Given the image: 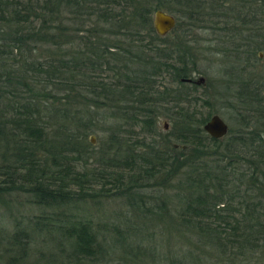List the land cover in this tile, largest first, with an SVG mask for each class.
I'll use <instances>...</instances> for the list:
<instances>
[{
	"label": "trees",
	"instance_id": "16d2710c",
	"mask_svg": "<svg viewBox=\"0 0 264 264\" xmlns=\"http://www.w3.org/2000/svg\"><path fill=\"white\" fill-rule=\"evenodd\" d=\"M156 10L210 38L158 48ZM201 56L221 59L220 140L186 98ZM262 60L264 0H0V264L38 246L56 264H264ZM165 77L180 95L163 99ZM161 107L173 135L155 141ZM124 195L126 229L83 207ZM24 202L38 215L7 206Z\"/></svg>",
	"mask_w": 264,
	"mask_h": 264
},
{
	"label": "rangeland",
	"instance_id": "374dc122",
	"mask_svg": "<svg viewBox=\"0 0 264 264\" xmlns=\"http://www.w3.org/2000/svg\"><path fill=\"white\" fill-rule=\"evenodd\" d=\"M183 30L185 35H181V33H183ZM172 31L161 40L156 41L155 45H158V48H166L167 50L172 51V47H174V45L179 41L185 42L186 40L192 42V40H196L198 42H201L203 38H210V36L206 32H203L202 34H200V30L190 32L185 26L180 29L178 28L175 32ZM142 35L146 36L144 32H142ZM147 44V40H144L143 45L146 46ZM165 53H168V51H165ZM260 58H263L262 54L260 55ZM260 65H264V60H262V63H260ZM198 69L200 73H196L193 76L198 81H191L192 83H195L194 85L196 86H193V84L190 85L189 83V85H187V87H189L186 90V98H189V100H187L190 101V103H194L196 101L195 107L198 108L200 106L198 108L200 116H205L208 111H212L213 114L217 113V115H219L227 123L228 127L231 128L233 123L226 118L227 113L225 105L227 97L223 92L224 89H222L221 85V59H218L216 57L213 58L209 56H201L198 63ZM260 69H262V67L259 68V70ZM107 75L108 73L103 74V77H108ZM164 89H167L168 92H163V99H172V97L180 95L179 91H177V87L171 84L166 77L160 79L159 87H157L158 91H163ZM187 100L184 101L187 102ZM206 102H209L211 106L207 107L206 105H204ZM156 111L157 112H155L156 119L154 128L155 135L151 137L149 136V139H155V141H161L163 137L171 139L173 135V125L171 119L169 118V112L166 108L163 107H161L160 110ZM144 133L147 134V130H145ZM108 135L109 133L104 129H95L88 133L87 141L89 140L91 143V157L90 159H88L90 168L96 167L97 163H95L94 157L98 156V153L101 151L103 145L109 139ZM126 137H124L123 139H126ZM139 137L141 138L142 136ZM135 138L137 139V136L133 137L132 141H136ZM102 185L105 186V189H111V184L101 183L100 186ZM100 186H94L95 188H93L92 191L98 192ZM101 199L102 200L100 203L95 204L91 201H88L87 204L83 206L85 212L90 213V216L93 219V224L96 225L98 223L103 232H105V230H109L112 232L114 230V226V228L124 229L126 223H124L125 221L122 217L129 210L128 201L125 195L121 197L115 196L113 198L102 197ZM20 204H18L19 207H15L11 203L7 206L11 210L10 212H12L13 214L22 212L24 214L27 213L30 216L34 214L38 215V213L34 209L30 208L29 204H27L26 202ZM140 223L141 222L137 219L130 222V224L134 226H140ZM38 248L39 249H37L36 252L30 255V258L27 260V264H56L51 260L52 256L48 253V250H50L49 247L47 248V250L40 248V246H38Z\"/></svg>",
	"mask_w": 264,
	"mask_h": 264
},
{
	"label": "water",
	"instance_id": "95a60500",
	"mask_svg": "<svg viewBox=\"0 0 264 264\" xmlns=\"http://www.w3.org/2000/svg\"><path fill=\"white\" fill-rule=\"evenodd\" d=\"M152 23L156 35L163 38L175 28L176 19L163 10H156L153 14ZM203 130L211 139L220 140L227 135L229 127L219 115H213L205 123Z\"/></svg>",
	"mask_w": 264,
	"mask_h": 264
}]
</instances>
